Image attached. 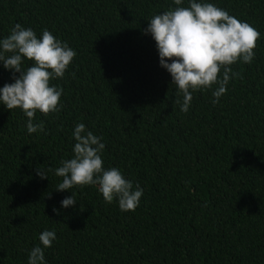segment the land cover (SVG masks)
<instances>
[{"label":"trees","instance_id":"obj_1","mask_svg":"<svg viewBox=\"0 0 264 264\" xmlns=\"http://www.w3.org/2000/svg\"><path fill=\"white\" fill-rule=\"evenodd\" d=\"M206 2L261 35L253 62L230 66L219 103L197 91L184 113L143 31L173 0H0V38L19 23L76 52L50 81L63 89L62 108L33 118L43 132L28 134L21 109L0 105V264H27L44 230L57 234L47 264H264V0ZM12 82L0 65V87ZM77 123L102 137L105 168L143 188L134 211L91 185L60 206L72 193L55 190V169L72 157Z\"/></svg>","mask_w":264,"mask_h":264},{"label":"clouds","instance_id":"obj_2","mask_svg":"<svg viewBox=\"0 0 264 264\" xmlns=\"http://www.w3.org/2000/svg\"><path fill=\"white\" fill-rule=\"evenodd\" d=\"M178 7L154 15L148 20L144 34L150 35L158 52L159 66L171 76V84L182 94L180 111H189L193 93L212 90L213 105L227 92L235 73L231 65L238 61L253 62L254 49L260 33L247 22L238 20L206 0H173ZM76 52L50 31L41 35L31 28L15 24L6 37L0 38V65L13 73V82L0 87V105L6 109H21L28 118V134L43 132V122L33 123L36 113L59 112L63 89L50 83L62 78ZM24 60L32 65L22 68ZM222 70V71H221ZM15 73H19L16 77ZM215 85V88L213 86ZM72 157L61 161L55 175L62 178L56 191L72 194L60 201L62 208L77 204L76 186H96L106 203L115 199L120 211H134L140 204L143 188L135 187L117 167L105 168L102 153L106 147L102 137L95 135L84 123L74 125ZM48 169L38 168L37 175L48 179ZM57 212V209H53ZM57 239L55 230H44L39 243L27 256V264H47L45 249Z\"/></svg>","mask_w":264,"mask_h":264}]
</instances>
